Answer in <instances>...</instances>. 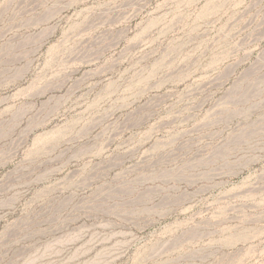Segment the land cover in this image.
Masks as SVG:
<instances>
[{
    "label": "rangeland",
    "instance_id": "374dc122",
    "mask_svg": "<svg viewBox=\"0 0 264 264\" xmlns=\"http://www.w3.org/2000/svg\"><path fill=\"white\" fill-rule=\"evenodd\" d=\"M0 264H264V0H0Z\"/></svg>",
    "mask_w": 264,
    "mask_h": 264
}]
</instances>
